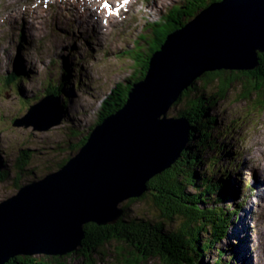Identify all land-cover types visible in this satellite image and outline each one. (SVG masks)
Instances as JSON below:
<instances>
[{
	"label": "rangeland",
	"instance_id": "1",
	"mask_svg": "<svg viewBox=\"0 0 264 264\" xmlns=\"http://www.w3.org/2000/svg\"><path fill=\"white\" fill-rule=\"evenodd\" d=\"M128 1L118 11L112 9L113 16L117 18L109 17L103 24L106 19L103 0L97 3L96 0H0V80L13 75L19 77L18 93H13L8 86L0 93V163L11 170L9 179L0 182V201L18 190L15 185L18 176L13 165L23 153L30 158L24 173L18 177L20 181L17 184L20 185L55 171L56 165L71 155L70 145L78 143L82 135L87 134L93 123L99 120L97 117L104 109L103 105L97 103L111 96L116 85L126 83L135 74L133 52L149 50L153 45L156 33L152 31V24L157 29L161 26L160 32L169 30L168 24L160 20L174 4L182 0ZM88 19L92 21L90 27ZM59 20L70 25L63 26L57 22ZM73 20L77 22L76 25ZM62 80H66L65 85L62 90H56ZM199 83L196 81L197 85ZM242 84H235L224 99H217L214 105L209 106L207 114L215 118V125L211 129L215 146L202 145L204 150L199 147L202 161H198L202 164L196 163L192 168L196 173L213 179V183L216 179L224 181L226 175V179L229 177L225 181L227 188L230 185L236 196L239 190L247 193L244 204L235 207L240 217L238 220L237 217L232 219V223L237 225L236 229L232 227L227 239H222L217 246L226 251L222 259L227 258L229 264H261L264 247L259 242L264 238L256 237L255 232L247 230L254 225L260 228L264 219V98L259 92L253 93L254 87H250L244 97ZM50 91L60 94L65 105L68 103L59 125L45 132L13 125L14 120L26 114L32 103L38 102ZM69 114L79 123L71 121ZM71 131H81V136H73ZM189 140L190 145L195 144L196 135ZM69 141L71 144L67 145ZM204 163L211 167L213 165L211 172H207ZM230 168L233 174H230ZM149 199L148 196L135 202L126 200L120 203L119 208L127 206L128 216L138 215V218L144 219L151 218L153 214L154 219L158 220ZM240 202L241 199H238L236 204ZM222 205L233 209L229 199L224 200ZM123 214L119 218H123ZM116 246L110 242L102 255H91V264H119ZM235 247L236 252L233 251ZM232 253H235L236 260L230 259ZM216 255H207L204 263L213 264ZM41 256L46 255H34ZM262 256L261 261L264 262V254ZM66 264L89 263L75 253L66 260ZM148 264L163 263L154 259Z\"/></svg>",
	"mask_w": 264,
	"mask_h": 264
},
{
	"label": "water",
	"instance_id": "2",
	"mask_svg": "<svg viewBox=\"0 0 264 264\" xmlns=\"http://www.w3.org/2000/svg\"><path fill=\"white\" fill-rule=\"evenodd\" d=\"M264 54V0H219L169 35L125 105L96 126L58 170L0 201V264L17 256L75 252L83 226L114 224L120 203L147 193L190 142L188 122L167 117L183 91L207 72H250ZM62 121L50 95L13 122L45 130Z\"/></svg>",
	"mask_w": 264,
	"mask_h": 264
},
{
	"label": "trees",
	"instance_id": "3",
	"mask_svg": "<svg viewBox=\"0 0 264 264\" xmlns=\"http://www.w3.org/2000/svg\"><path fill=\"white\" fill-rule=\"evenodd\" d=\"M213 1L219 0H182L174 4L160 20L168 24L169 30L160 32L161 26L157 29L152 24V31L156 33L153 45H150L149 50L138 49L133 52L132 63L137 67L134 68L135 74L129 77L126 83L116 85L109 99H104L102 102L104 110L99 120L89 128L87 134L82 135L83 138L78 143L70 145L71 154L86 142L93 128L125 105L134 85L146 74L151 57L160 50L168 36L184 27L199 10ZM258 57V67L250 72L221 70L203 74L196 80L200 83L197 85L196 81L193 82L169 110L167 117L187 120L190 139L196 135V143L188 144L187 149L182 151L179 159L168 170L149 180L146 184L147 193L140 197V199L150 197L149 203L156 218L163 222H157L153 214L151 218L144 219L138 218V215L128 216L127 206H123L124 217L119 218L114 225L85 224L83 238L75 252L66 256H17L5 264H66V260L75 253L81 255L85 263L91 264V255H102V251L110 242L117 245L119 264H148L154 259L163 264H208L204 263L203 259L213 253L217 254L213 264H229V260L223 261V251L217 246L224 239L225 229L232 214H235L234 210H230L231 206L222 205L224 200L229 199L227 183L216 178L217 182L214 180L213 183L211 182L213 179L196 173L192 166L196 163L202 164L199 162L202 161L200 153L205 148L202 145L215 146L211 130L215 125V118L207 114L210 105H214L217 99H224L228 91L239 82H243L244 97L250 91V87H254L253 93L259 92L264 98V54H259ZM11 77L7 82L13 83L15 90H18L16 79ZM65 83L66 80H62L61 85ZM49 94L56 95L53 91L47 95ZM62 105L64 107V103ZM262 107L264 108V100ZM78 132L70 133L79 137L81 131ZM69 144L70 141L67 145ZM28 158L30 156L23 153L21 159L14 163L13 170L18 177L24 173ZM68 158L58 163L55 171L64 165ZM204 165L207 172H211L213 165L212 167L206 163ZM3 166V163H0V182L9 179L11 172L10 168L5 169ZM18 177L15 179L17 189L21 186L17 184L20 181ZM136 200L139 198L130 199L131 202Z\"/></svg>",
	"mask_w": 264,
	"mask_h": 264
},
{
	"label": "bare ground",
	"instance_id": "4",
	"mask_svg": "<svg viewBox=\"0 0 264 264\" xmlns=\"http://www.w3.org/2000/svg\"><path fill=\"white\" fill-rule=\"evenodd\" d=\"M70 20H72V19H70ZM88 21L90 22L89 25H88V27L92 26V21H91V19H88ZM86 22H87V21H86ZM76 24H77V22L75 21V25H76ZM88 27H85V26H84L83 28L86 29V30H88V29H87ZM88 32L91 33L90 31H88ZM7 78H8V77H6V80H7ZM56 90H59V89H56ZM59 93H60V91H59ZM112 94H113V93H112ZM108 97H109V96L105 97L104 99H107V100H108V99H109ZM104 99H102V100L100 101V103H98V104H101V105H102V102L104 101ZM37 100H38V99H37ZM38 101H39V100H38ZM35 103H36V102H34V104H35ZM67 107H68V103H66V108H65V110L67 109ZM62 112H63V111H62ZM62 114H63V113H62ZM69 117H70V120H71V121H72V120H76V122H78L77 119H75V118L72 116V114H69ZM109 117H110V116H109ZM99 118H100V117H97V119H99ZM104 121H105V120H104ZM104 121H103V122H104ZM103 122H102V123H103ZM78 123H79V122H78ZM102 123H101V124H102ZM93 124H95V123H93ZM188 127H189V123H188ZM93 129H94V128H93ZM93 129H92V130H93ZM33 130H35V129H33ZM48 130H49V129H45V130H37V131H38V132H45V131H48ZM92 130H91V131H92ZM189 132H190V128H189ZM89 133H90V132H89ZM179 157H180V156H179ZM179 157H178V159H179ZM178 159H177V160H178ZM177 160H176V161H177ZM176 161H175V162H176ZM175 162H174V163H175ZM174 163H173V164H174ZM173 164H172V165H173ZM261 174H263V171H262V170H261ZM225 176H226V175H225ZM225 176H224V181L227 182L229 177L226 179ZM228 176H229V175H228ZM237 177H238V176H237ZM256 183H257V182H256ZM240 188H241V187H240ZM227 192H228V193H227V196L229 197V200L231 201V205H232V207H233L232 210L235 211V210H236L235 207H237L236 201H237V199H238V197H239L240 194H237V196H236V194L233 193L232 188L230 187V185H229V189L227 188ZM242 204H244V203L242 202ZM242 207H243V206H242ZM232 213H233V211H232ZM233 215H234V216H233ZM236 217H238V212H237V210L235 211V214H234V213L232 214V217H231V219H230L231 222L229 221V222H230V227L226 230V234H225L224 239H227L226 236H227V234H228V231H229L232 227L236 229L237 225L234 224V223H232V219H234V218L236 219ZM235 222H236V221H235ZM242 229H243V228H242ZM255 233H256V236H261V237L264 238V231H258V230H257V231H255ZM255 244H256V242H255ZM78 248H79V247H78ZM78 248H77V249H78ZM77 249H76V250H77ZM71 253H72V252H71ZM259 258H261V257H259ZM261 259H262V258H261ZM261 259H260V263H261V264H264V262L261 261ZM235 260H236V259H235Z\"/></svg>",
	"mask_w": 264,
	"mask_h": 264
}]
</instances>
